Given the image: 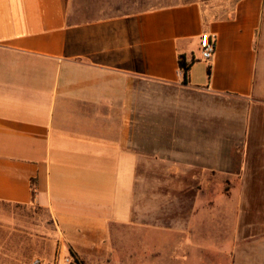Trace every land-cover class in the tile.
<instances>
[{"label":"crops","instance_id":"0c3cea01","mask_svg":"<svg viewBox=\"0 0 264 264\" xmlns=\"http://www.w3.org/2000/svg\"><path fill=\"white\" fill-rule=\"evenodd\" d=\"M224 181L241 198L203 196ZM0 203L85 259L118 238L168 262L183 237L199 264H264V0H0Z\"/></svg>","mask_w":264,"mask_h":264},{"label":"rangeland","instance_id":"374dc122","mask_svg":"<svg viewBox=\"0 0 264 264\" xmlns=\"http://www.w3.org/2000/svg\"><path fill=\"white\" fill-rule=\"evenodd\" d=\"M152 178H158V181L164 182L166 175L157 174L152 175ZM173 181L176 183L174 193L176 197H182L184 191L178 189L177 183L183 182L182 174H175ZM170 177V175H169ZM168 177V178H169ZM152 183L157 181L152 180ZM158 191L165 193V186L159 184ZM203 196L208 199L223 200L230 198H241V191H233L231 184L224 181L221 190H205L201 191ZM191 195L195 190L189 192ZM225 204V203H224ZM229 208L230 202L226 203ZM159 212L170 210L166 205L156 207ZM187 207L176 205L174 212L176 216H182L187 212ZM184 238H176V246L174 249V257H169L168 262L164 260L166 254L162 252L156 254L160 261L164 264H199V257L201 256L188 253L184 247ZM159 250H162L158 246ZM124 248L120 247L119 239L116 238L112 252L106 255H90L86 259L77 254L74 249L63 239L60 231L57 229L56 224L50 217L47 210L34 205H13L7 203H0V264H34L36 259L41 260V264H55L57 258L71 256L73 264L76 263L75 257L71 253H75L79 260L85 264H150L145 262H136L134 254L131 255L130 261L124 253ZM168 255V254H167ZM154 256V255H153ZM209 258L216 259L215 255H208ZM126 258V260H125ZM147 258V257H146ZM167 262V263H166Z\"/></svg>","mask_w":264,"mask_h":264},{"label":"built area","instance_id":"2783aa9c","mask_svg":"<svg viewBox=\"0 0 264 264\" xmlns=\"http://www.w3.org/2000/svg\"><path fill=\"white\" fill-rule=\"evenodd\" d=\"M200 53H201V60L203 61H210L215 53V39L212 38L210 33H203L200 36ZM34 264H41L40 259H36ZM55 264H73V259L71 256H65L61 258H57Z\"/></svg>","mask_w":264,"mask_h":264},{"label":"trees","instance_id":"16d2710c","mask_svg":"<svg viewBox=\"0 0 264 264\" xmlns=\"http://www.w3.org/2000/svg\"><path fill=\"white\" fill-rule=\"evenodd\" d=\"M195 61H196V59H194V58H192L191 61H188L184 55H180V57L178 59L179 68L183 74V83L184 84L189 83L190 70H191V67ZM71 254L75 257L77 264H85L83 261L79 260V258L76 256L75 253H71Z\"/></svg>","mask_w":264,"mask_h":264}]
</instances>
